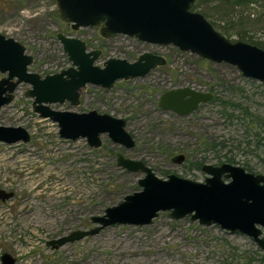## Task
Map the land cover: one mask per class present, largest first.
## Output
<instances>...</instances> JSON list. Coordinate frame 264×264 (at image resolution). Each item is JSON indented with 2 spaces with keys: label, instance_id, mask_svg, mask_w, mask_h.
Instances as JSON below:
<instances>
[{
  "label": "rangeland",
  "instance_id": "1",
  "mask_svg": "<svg viewBox=\"0 0 264 264\" xmlns=\"http://www.w3.org/2000/svg\"><path fill=\"white\" fill-rule=\"evenodd\" d=\"M256 1L235 10L223 2H205L199 11L216 23L236 24L246 38L264 43V0ZM54 11L53 0H0V34L25 47L33 59L29 72L44 77L71 67L58 33L84 41L89 51L100 50L97 66L109 58L134 62L146 52L164 57L166 64L143 78L118 81L110 90L87 85L78 107L50 105L56 111L94 110L124 119L135 142L131 149L113 144L106 135L99 149L90 148L85 139H60L55 123L33 113V99L24 95L30 87H17L13 101L0 110V124L24 128L30 141L0 143V189L13 194L0 201V256L7 253L16 264H264L263 252L250 238L217 225L201 226L189 216L173 220L169 212H160L150 225L110 226L58 249L47 246L71 232L94 228L92 217L141 191L138 181L145 174L117 166L118 155L142 162L162 180L175 175L202 183L206 175L195 164L203 160L204 165L219 166L226 158L234 160L232 165L251 167L250 173H264L259 159L246 154L253 151L246 143L254 141L248 128L264 136L263 83L173 46L126 36L104 40L96 29L72 31ZM182 87L210 93L213 101L183 117L158 108L164 92ZM220 101L240 108L223 109ZM212 142L217 143L214 150ZM256 152L264 158L262 150ZM178 155L184 156L181 164L171 161Z\"/></svg>",
  "mask_w": 264,
  "mask_h": 264
},
{
  "label": "water",
  "instance_id": "2",
  "mask_svg": "<svg viewBox=\"0 0 264 264\" xmlns=\"http://www.w3.org/2000/svg\"><path fill=\"white\" fill-rule=\"evenodd\" d=\"M61 22L72 31L96 29L108 40L116 36L134 38L155 46H173L216 64H228L240 74L264 84V50L241 41H231L217 32L200 13L192 11L199 0H53ZM212 1V0H208ZM71 67L41 77L29 72L33 59L25 47L12 38L0 34V110L10 104L21 84L28 85L25 97L33 99L31 107L39 119L50 120L58 127L60 139H85L92 149L102 145L101 136L125 149L134 147L133 137L126 131L124 119L96 111L77 113L56 111L50 105L67 102L78 107L82 90L96 86L110 90L118 81L143 78L150 71L166 64L164 57L143 53L134 62L109 58L102 66L95 65L100 50H87L84 41L56 35ZM213 95L182 87L164 92L158 108L179 117L187 116L210 101ZM30 135L22 127L0 124V143L26 144ZM184 162V156L171 159ZM116 164L128 172H141L138 181L141 191L124 197L116 206L106 208L102 216L91 218L94 228L77 230L69 235L47 242L51 249L96 235L110 226L150 225L160 212L179 220L189 216L191 221L209 227L217 225L229 233H240L252 240L264 253V173L253 174L229 163L219 166L203 165L206 178L202 183L168 175L162 180L140 161L117 156ZM12 193L0 189V201L12 198ZM16 258L7 253L0 256V264H16Z\"/></svg>",
  "mask_w": 264,
  "mask_h": 264
},
{
  "label": "trees",
  "instance_id": "3",
  "mask_svg": "<svg viewBox=\"0 0 264 264\" xmlns=\"http://www.w3.org/2000/svg\"><path fill=\"white\" fill-rule=\"evenodd\" d=\"M205 2H212V3L223 2L224 6L231 7L233 10H235V9H238L240 7H243V6L254 5V4L257 3L256 0H212V1L199 0L197 2V4L194 7H192L191 10L203 15L204 18L213 26V28L217 32H219L221 35H223L225 38L229 39V37H231V36H237L238 37L237 41L245 42L247 44L256 46V47L264 50V43H259V42L253 41L251 38H246L244 36L243 32L237 31L238 25L232 24V23L228 24V22H223L222 20L219 21V23H216L215 21H211L209 19V16H208L207 13H205L203 11H199L202 3H205ZM55 14H56V11H54V15ZM231 41H233V40H231ZM233 42H235V41H233ZM212 99H213V97H212ZM212 99L210 101L206 102V103L212 102L213 101ZM219 105L221 107H223V109L227 108L228 106L232 110H236V109L240 108V105H238V104H236L234 102H231V101H220ZM226 105H227V107H226ZM228 117L230 118V117H232V115H228ZM248 129L253 131L251 134H248V136L251 137V139H253L254 141H253V143L252 142H247L246 143V146L248 148L252 147L250 149H253V151L252 150L248 151V149H247L246 154L247 155H252L253 157H256L257 159H259V161L263 164V167H264V158H259L260 156L256 152L258 149H260V150H262L264 152V136H261L260 132L254 131V127H249ZM218 145L221 146L222 148L225 147L224 142H220ZM209 147H210V149L214 150L215 147H217V143L212 142L209 145ZM225 162L229 163V164H233L234 160L232 158H226ZM203 163H204L203 160L197 162L195 164V168L198 169V170H201V167L204 165ZM219 164L221 165L223 163L220 161ZM245 171L251 172L252 171L251 167L246 166ZM245 264H248V263L245 262Z\"/></svg>",
  "mask_w": 264,
  "mask_h": 264
},
{
  "label": "flooded vegetation",
  "instance_id": "4",
  "mask_svg": "<svg viewBox=\"0 0 264 264\" xmlns=\"http://www.w3.org/2000/svg\"><path fill=\"white\" fill-rule=\"evenodd\" d=\"M206 165V164H205ZM214 166V165H213ZM202 168V167H201ZM261 238L262 239H264V229H262V231H261ZM263 255H264V253H263ZM263 259H264V256H263Z\"/></svg>",
  "mask_w": 264,
  "mask_h": 264
}]
</instances>
